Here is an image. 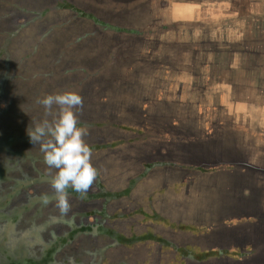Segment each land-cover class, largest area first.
<instances>
[{"label": "flooded vegetation", "instance_id": "af4514ba", "mask_svg": "<svg viewBox=\"0 0 264 264\" xmlns=\"http://www.w3.org/2000/svg\"><path fill=\"white\" fill-rule=\"evenodd\" d=\"M249 1L0 0V67L20 74L0 72V264H264L234 236L264 227L248 216L264 209V43L236 38ZM66 91L98 176L61 214L27 130Z\"/></svg>", "mask_w": 264, "mask_h": 264}, {"label": "clouds", "instance_id": "9594fccd", "mask_svg": "<svg viewBox=\"0 0 264 264\" xmlns=\"http://www.w3.org/2000/svg\"><path fill=\"white\" fill-rule=\"evenodd\" d=\"M45 110L44 119L27 130L30 142L39 143L44 161L49 168L57 169L50 183L61 214L71 210L67 189L85 194L98 176L93 166L92 150L85 142L87 126H80L78 114L83 98L74 91L45 95L37 99ZM57 106L56 111L53 106ZM45 199H47L45 197Z\"/></svg>", "mask_w": 264, "mask_h": 264}, {"label": "rangeland", "instance_id": "374dc122", "mask_svg": "<svg viewBox=\"0 0 264 264\" xmlns=\"http://www.w3.org/2000/svg\"><path fill=\"white\" fill-rule=\"evenodd\" d=\"M253 2L254 3H251V0L248 2V11L252 12L253 14L248 13V11H246L243 14H240L242 16L244 15L242 18V21H243V23H247V24L245 26H243L242 28L237 27L238 30L236 33V35H237L236 38L240 39L241 37H244L245 34H248V43L251 39L255 38V39H258L259 41H261L258 44L260 46L262 43H264V0H253ZM185 5L186 4H183L182 8ZM187 10H188V8H186L185 14H187ZM237 17H238V15H237ZM174 20H176V19H174ZM234 23L239 24V22H237V21H235ZM227 26H230V25H227ZM205 46L208 47L207 49L209 51L213 50V47L211 45L207 44ZM214 46L216 47V45H214ZM252 48H254V45ZM177 49H181V48H176V50ZM257 49L259 50V48H257ZM177 51H176V53H177ZM211 56L209 55V57H211ZM204 57L206 59L205 61H207L209 59L208 55H206V54H204ZM250 59H249V61H250ZM262 59L264 60V57H262ZM249 61H248V64H249ZM210 62H212V60H210ZM0 72H2L1 75H3V76L4 75H7V76L8 75H17L18 74V70H16V68L10 69L9 67H6V66L0 67ZM18 75H20V74H18ZM255 75H264V69L259 67ZM213 77L215 78V76H213ZM241 78L242 77L238 76V79H235L236 82H239L238 80ZM240 89L243 90V88H241V86H240ZM36 91H37V89H36ZM34 92H31V93L29 92L23 98L21 97V99H22L21 103H24V104L33 103L34 102V95H35ZM243 95H244L243 93L239 92L237 94V97L240 98ZM0 181H3V180H0ZM143 199H144V197H143Z\"/></svg>", "mask_w": 264, "mask_h": 264}, {"label": "crops", "instance_id": "0c3cea01", "mask_svg": "<svg viewBox=\"0 0 264 264\" xmlns=\"http://www.w3.org/2000/svg\"><path fill=\"white\" fill-rule=\"evenodd\" d=\"M245 96L246 95H243L244 98L235 100V102H236V104L238 106H244L246 103H248V102H246L247 99L245 98ZM249 161H250V163H252V164L255 165L253 168H251V170L248 171V178L249 177L252 178V176H256L257 174L259 175V173L262 172L263 167L261 166L260 163L257 162V160L254 161L253 159H251ZM249 174H251V175H249ZM238 175L241 176L242 173L240 172V173H238ZM137 194H139L138 195V198L139 199L141 198L140 201L142 202V199L145 196L144 195V191H138ZM250 200L251 201L257 200L256 194L255 195L253 194V196L250 197ZM250 200H248V201H250ZM237 205L238 204L232 203L230 207H233L234 208ZM155 208L157 209L158 207L155 206ZM233 208H229V210L231 211V215H234L236 213L238 214V212L235 211L236 208H234V209ZM262 208L263 207L261 206L260 203L258 204V203L250 202V204H249V202H248V216H256L257 217V220L258 221H256V223H257L256 226H262V224L264 223V209H262ZM169 209H171V207L167 206V209H165L164 212H168ZM192 210H193L192 208H190V209L187 210L189 216L191 215L190 212ZM220 218H223V216L221 215ZM206 219H207V217H206ZM210 219H211V222H212L214 220V216L213 215L210 216ZM261 228H258L257 227L256 230H251V232H250L251 234H248V238L247 239H246V236L244 234H242L243 235L242 236L240 233H235L236 231L234 232L235 233L234 236L235 237H239V242H238L239 245H244L248 241V243L250 245L253 244L254 247H256V248L259 247L260 249H258V251L259 250L262 251V250H264V243L262 242L263 240H262V236L261 235L264 236V227L262 229ZM254 255L248 257V264H258L257 263L258 262V259H256V256H259V255H255V256Z\"/></svg>", "mask_w": 264, "mask_h": 264}, {"label": "water", "instance_id": "95a60500", "mask_svg": "<svg viewBox=\"0 0 264 264\" xmlns=\"http://www.w3.org/2000/svg\"><path fill=\"white\" fill-rule=\"evenodd\" d=\"M243 261V260H242ZM242 261L241 260H238V261H236V262H233V263H235V264H242ZM243 263L245 264V263H248V261H246V260H244L243 261Z\"/></svg>", "mask_w": 264, "mask_h": 264}]
</instances>
